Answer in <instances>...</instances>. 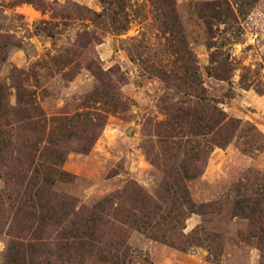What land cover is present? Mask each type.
I'll return each mask as SVG.
<instances>
[{
	"label": "rangeland",
	"instance_id": "rangeland-1",
	"mask_svg": "<svg viewBox=\"0 0 264 264\" xmlns=\"http://www.w3.org/2000/svg\"><path fill=\"white\" fill-rule=\"evenodd\" d=\"M0 264H264V0H0Z\"/></svg>",
	"mask_w": 264,
	"mask_h": 264
},
{
	"label": "crops",
	"instance_id": "crops-1",
	"mask_svg": "<svg viewBox=\"0 0 264 264\" xmlns=\"http://www.w3.org/2000/svg\"><path fill=\"white\" fill-rule=\"evenodd\" d=\"M24 5H27V6H30V7H32L34 10H35V12L39 15V17L40 16H42V15H44L43 14V12L41 11V10H39V9H36L34 6H32V4H30V3H24ZM22 8V7H21ZM253 103H256V104H260V105H262V100H260V98H253ZM263 106V105H262Z\"/></svg>",
	"mask_w": 264,
	"mask_h": 264
},
{
	"label": "trees",
	"instance_id": "trees-1",
	"mask_svg": "<svg viewBox=\"0 0 264 264\" xmlns=\"http://www.w3.org/2000/svg\"><path fill=\"white\" fill-rule=\"evenodd\" d=\"M219 113V116H220V120H223L224 118H225V114H224V112H222V111H219L218 112Z\"/></svg>",
	"mask_w": 264,
	"mask_h": 264
}]
</instances>
